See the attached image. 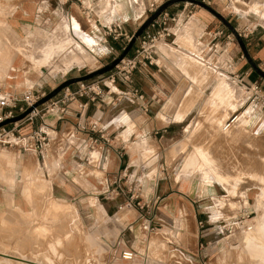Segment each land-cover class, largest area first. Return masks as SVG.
<instances>
[{"label":"rangeland","instance_id":"374dc122","mask_svg":"<svg viewBox=\"0 0 264 264\" xmlns=\"http://www.w3.org/2000/svg\"><path fill=\"white\" fill-rule=\"evenodd\" d=\"M136 1L138 0H134L135 3ZM209 1L216 13L226 21L215 18L218 27L212 34L220 31V39L216 37L212 45L204 47L195 41L194 45L191 40L189 46L175 40L177 46L193 53L194 57L185 56L183 51L171 44L172 38L156 42V46L163 42L168 43L170 48L183 58L186 57L195 66H200L199 70L198 67L195 69L194 80L198 81L196 78H199L204 81V84L196 89V95L198 99L207 101L200 105L201 115L207 122L201 123L197 120V126L193 130H187L182 137H178L161 150L155 149L154 146L151 150L140 148L135 166L127 171L126 178L118 185L107 184L103 173L89 172L82 165L76 166V172L73 173L75 178L72 181L68 169L63 164L61 152L57 153V157L46 154L44 159L34 158L33 171L24 168L20 174L17 171L22 167V163L15 156V149H0V153H8L7 158L0 156V253L7 254L0 255V264H23L17 262H24L19 258L51 264H81L86 259L88 264H190L187 256L192 252L203 255L205 264H234L238 255L242 256L245 263L246 256L252 258L264 253V76L255 72L250 79L245 74L234 72V63L233 68L229 70L224 62L227 50L232 44H238L234 33L246 44L251 43L250 38L253 35L261 37L264 41V0H253V3H247L246 0ZM164 2L165 0H162L161 3ZM121 8L120 4L114 7ZM72 19L71 24L64 25L67 32L71 30V26L73 28ZM74 33L80 36L87 46L81 40L73 38H65L62 45L68 46L67 49L72 46L79 47L85 52L79 48L66 52L62 61L65 66L66 63L70 65L68 68L61 62L57 70L45 66L46 78L64 74L73 65L79 66L69 71L65 78L82 77L102 69L120 55L118 49L108 52L104 47L110 51V47L114 46L112 42L115 41L125 49L130 41L124 36L116 40L103 36L102 46H98L94 39H85L78 28L74 29ZM227 36L230 38L229 46L225 45ZM218 42L220 43L217 47L213 48ZM25 43L29 46V41ZM137 44L138 39L133 47ZM251 44L249 55L256 47ZM28 46H23V53L29 51ZM94 46L101 49L99 55L88 51L90 48L94 49ZM65 49H48V55H56V58L61 59ZM42 53L38 54V64L52 63L45 57V53ZM27 56L30 57V54ZM166 57L165 53L162 55L158 51L153 60L156 65L145 66L151 74L142 77L137 73L135 81L137 80L139 87L150 86L157 90L158 69L168 65ZM244 59L245 57L241 61ZM255 63L264 73V61ZM138 69L141 67L135 69L128 80H123L116 76V69L113 67L86 79L84 83L98 84L102 95L111 90L112 84H131L132 76ZM230 71L239 74V79L235 80ZM170 75L174 73L171 71ZM185 76L190 78L187 74ZM219 81L221 85L218 84ZM217 85L219 86L216 89ZM214 92L216 95L212 97ZM222 98L230 102L228 110L224 111L227 117H231L233 108L237 106L235 115L238 113L243 118L239 117L242 118L239 127L236 125L230 130L238 133L233 135L226 131L220 137L208 141L209 134L206 133L211 132L219 123L217 121L214 124L211 119L216 121L222 108H227L222 107L226 106ZM201 151L204 154L203 159L199 154ZM93 175L99 178V186L88 183L87 180H91ZM157 181L161 190L171 186L183 193H190L189 190L194 187L192 192L196 195L197 209L205 208L209 214H216L214 219L218 220L214 223L215 233L210 236L215 242L209 248H206V241L201 240L199 243L203 244V248L199 250L196 242L188 238L186 233L190 232V224L182 217L175 219V224L181 229L176 236L168 230L155 231L142 241L140 221L137 220L128 227V223L133 220L130 211L136 206H141L145 214L151 215V219L165 209V199L159 197V189L156 203L154 199H150L155 193ZM185 181H195V184H185ZM212 190L216 195L211 196V202L209 197H205ZM94 194H99L98 200ZM115 197H122L123 200L116 204L113 200ZM106 205L109 208L108 213L105 212ZM243 206L248 207L249 211L240 214L239 210ZM186 207L191 209L188 202H185L184 208ZM90 209L94 215L90 214ZM229 211L232 213L229 214ZM85 212L87 215L83 214ZM177 212L182 215L183 208L181 207L180 211L177 208ZM103 221H107V227H103ZM116 221L123 227L118 229ZM93 223L101 225V234L94 228L90 229ZM249 240L256 245L250 246ZM118 242L121 244L118 245ZM144 243H148V248ZM131 244L134 251L126 248ZM123 251H133L132 259H123Z\"/></svg>","mask_w":264,"mask_h":264},{"label":"crops","instance_id":"0c3cea01","mask_svg":"<svg viewBox=\"0 0 264 264\" xmlns=\"http://www.w3.org/2000/svg\"><path fill=\"white\" fill-rule=\"evenodd\" d=\"M195 1H200L217 12L211 6L209 0L176 1L164 10L169 16L178 18V22L172 27L173 35L167 40L172 38L171 44L183 51L187 57H194L195 55L184 50L181 46H177L175 40L187 46L190 45V40L193 43L195 41L196 44L197 42L203 44V47L208 46L216 38L212 33L218 27L215 21L217 16ZM136 2L134 0H0V96L18 97L29 89L46 96L68 79L79 78H65L69 71L79 65L71 66L66 73L57 75V77L50 76L47 78V75L44 74L47 71L45 66L53 67L55 70L60 67V62L65 66L62 61L64 54L79 47L72 46L71 49H67L68 46L62 45L63 40L73 38L83 42L80 36L74 33L75 28L82 31L85 39H94L98 46H102V37L107 25H113L121 31L124 37L131 38L150 16L152 13L150 11L162 5V0H138ZM115 4H120L122 8L114 9L113 5ZM71 19L73 28L71 26V30L67 32L64 25L66 23L71 24ZM147 30L153 31L155 28L149 25ZM108 38L113 40L111 35H108ZM25 41H29V46ZM250 42L252 44L249 42L244 43L248 56L257 63L264 61V41L262 38L253 35ZM47 43L49 44L44 48ZM112 43L114 46L110 47V51L107 47H104V50L111 52L118 49L121 54L124 50L123 47L115 41ZM229 43L226 44L225 42V45L229 46ZM196 44L194 43V45ZM250 44L256 47L249 55ZM26 45L29 47V51L23 53V46ZM58 47L67 49L63 50L61 59L56 58V55H48V49L56 50ZM132 48L126 56L132 53ZM79 49L83 51L82 48ZM88 51L91 54L99 55L101 49L94 46V49L90 48ZM158 51L162 55L164 53L167 55L168 65L166 64L163 68L158 69L157 90L152 89L150 86L139 87L137 80L135 81L137 73L139 72L142 77L151 74L148 67H141L132 76L131 84L124 82L125 84L116 86L111 83V90L102 95H93L91 92L75 95L71 101L67 102L62 112L52 111L42 117L48 136V144L41 154L13 148L17 154L15 156L22 163V167L17 172L21 174L24 168L33 171L32 162L34 158L44 159L46 154L57 157V153L61 152L63 164L68 169L72 181L75 178L73 173L76 172V166L82 165L89 172L95 173L98 171L103 173L107 184L118 185L126 178L127 171L135 166L134 162L139 159L137 154L140 148L151 150L154 146L155 149L161 150L170 145L171 142L176 141L178 137H182L187 130H193L197 126V120L201 123L207 122V119L205 120L201 115L202 109L200 107L201 104H205L207 101L198 99L196 95V89L202 86L204 81L199 78H196L198 81L194 80L195 69L198 67L199 70L200 66H195L186 57L183 58L172 50L168 43L159 46L157 55ZM42 52L52 63L49 65L38 64V54H43ZM28 54H30V57L27 56ZM226 56L224 62L227 64L232 61L234 72L245 74L250 79L256 74L243 52H241L239 44H232L227 50ZM243 57L245 59L241 61ZM55 65L58 67H54ZM171 71L174 73L172 76L170 75ZM185 74L190 78L187 79ZM218 84L221 85L220 81ZM218 86L215 88L217 89ZM68 87L72 92H76L78 81L68 85ZM137 88L140 89V92ZM138 94L142 95L141 99L137 97ZM60 95L61 90L49 100H57ZM222 102L226 103V106L222 107L227 108H222L220 115L216 117V121L211 119L214 124L219 120L221 123L222 118L225 119L222 123H228L232 117V115L227 117L224 114V111L228 110L229 101L226 102L223 99ZM40 121L41 119L35 118L31 124H26L25 127L27 129L36 127ZM92 126H95V128L92 129ZM98 130L101 131V134ZM236 133L238 131H233L231 134ZM206 134H209L208 141H211L212 134L216 139L225 133H217L213 128L211 132ZM0 156L7 158L8 153L2 152ZM87 181L95 187L101 183L95 175ZM188 183L192 185L195 184V181H188L185 184ZM191 188L190 193H183L171 186L161 190V185L157 181L155 193L151 195L150 199H154L156 203V199H158L156 195L159 189V197L165 199V209L159 212L158 216L152 218V226L154 227L152 233L168 230L174 232L176 236L177 233L181 232V229L175 224V219L182 217L187 219L190 224V232L186 233L188 238H191L194 243L196 242L197 247L201 250L203 248V244L199 243L201 240L206 241V248H209L215 242V240L210 239V236L215 233L214 223L218 219H214L217 217L216 214H209L205 211V208L202 210L197 209L196 195L194 196L195 193L192 192L194 187ZM208 193L209 195L205 198L209 197L212 202L211 196L216 195V192L212 190ZM94 195L98 200L99 194ZM172 195L176 196L171 197ZM113 200L117 204L123 198L115 197ZM185 202L191 205V209L184 208ZM176 207L179 211L181 207L183 208L182 215L177 212ZM141 208V206H136L130 211L133 220L128 223V227H131L130 224L137 220L140 221L141 218H151V215L145 214ZM108 211L109 208L106 205L105 212L108 213ZM246 211L248 212L249 209L244 206L239 210L240 214ZM92 212L93 210L90 209V214L94 215ZM231 213L229 211V214ZM83 214L87 215L86 212ZM106 222L103 221V227H107ZM116 224H118L116 225L118 229L123 227L117 221ZM90 227V229L94 228L100 234L103 232L101 225L96 223H93ZM261 233L263 232L261 231ZM148 237L149 235L143 233L142 241ZM248 242L250 246L256 245L250 240ZM120 244L118 242V245ZM144 244L148 248V243ZM174 246L178 247L176 244ZM232 247L237 248V246ZM126 248L135 250L133 244L126 246ZM241 257V255H238V259L234 264H244ZM187 259L190 264H205L204 256L199 255V252H192L190 256H187ZM248 262L251 264H264V253L252 258L248 257L245 264H249ZM88 263L89 261L86 259L84 264Z\"/></svg>","mask_w":264,"mask_h":264},{"label":"built area","instance_id":"2783aa9c","mask_svg":"<svg viewBox=\"0 0 264 264\" xmlns=\"http://www.w3.org/2000/svg\"><path fill=\"white\" fill-rule=\"evenodd\" d=\"M82 4V3H81ZM152 9L150 12H153ZM178 22L177 17L169 16L166 12H161L150 24V27H154L155 30H144L142 34L137 38L138 44L132 48V56H125L114 67L116 69V76H120L123 80H128L131 73L138 67H145L146 65L155 64L154 58L157 57L156 42L166 41L167 38L173 35L172 27ZM172 24V26H171ZM111 35L114 40L123 36L121 31L115 28L113 25H107L104 29V36ZM221 32L214 33V37H220ZM129 38L128 40H130ZM229 43L230 38L227 36ZM217 44L213 45L216 48ZM227 69L233 68V62H229L226 65ZM233 75L234 72L230 71ZM234 79H239V74L233 75ZM91 92L93 95H100V87L98 84H85L83 81H78V90L72 92L69 87L61 89V95L57 100H48L38 106H34L45 95L35 93L31 89L25 91L22 95L0 96V149L7 148H19L26 152L42 153L48 144V136L45 130V123L42 117L52 111L64 110L67 102L71 101L75 95H83ZM139 99L142 98L141 94H138ZM28 109L30 111L24 115L21 119L15 120L16 117L25 113ZM35 118L41 119L36 127L27 129L26 124H31ZM14 119V120H13ZM8 121L7 123H5ZM95 126H92L94 129ZM101 134V131L98 130ZM102 137V136H101ZM141 230L145 235H150L154 231L152 226V219L150 217H144L140 220ZM130 228V227H129ZM133 257V251H123L122 258L131 260Z\"/></svg>","mask_w":264,"mask_h":264},{"label":"water","instance_id":"95a60500","mask_svg":"<svg viewBox=\"0 0 264 264\" xmlns=\"http://www.w3.org/2000/svg\"><path fill=\"white\" fill-rule=\"evenodd\" d=\"M176 1H181V0H167L165 3H163L162 5H160L159 7H157L151 14L150 16L146 19V21H144L142 23V25L137 29V31L132 35L130 41L128 42V45L126 46V48L122 51V53L119 55V57H117L114 61H112L109 65L103 67L102 69H98L96 71L90 72L82 77L79 78H71L68 79L67 81L61 83L60 85H58L55 89H53L50 93H48L46 96H44L43 98H41L34 106H38L46 101H48L49 99H51L53 96H55V94H57L61 89H63L64 87H67L68 85L76 82V81H81V80H86L88 78H91L93 76L102 74L110 69H112L122 58H124L126 56V54L129 52V50L132 48L133 44L135 43L136 39L142 34V32L147 29V27L151 24V22L161 13L163 12L170 4L176 2ZM196 3H198L199 5H202L206 8H208L210 11H212L217 18H219L220 20L226 22L218 13H216L215 11L211 10L209 7L205 6L203 3H201L200 1H195ZM231 28V27H230ZM233 30V29H232ZM237 43L239 44V46L242 49L243 54L245 55L247 61L249 62V64L251 65L252 69L259 74L260 76H264V73L261 71V69H259V67L256 65V63L248 56L247 54V50L245 48V45L242 41V39L236 35L234 33ZM30 111V109H28L25 113H23L22 115L18 116L15 118V120L21 119L22 117H24V115L26 113H28ZM14 120V119H13ZM8 121H6L5 123H7Z\"/></svg>","mask_w":264,"mask_h":264},{"label":"bare ground","instance_id":"6f19581e","mask_svg":"<svg viewBox=\"0 0 264 264\" xmlns=\"http://www.w3.org/2000/svg\"><path fill=\"white\" fill-rule=\"evenodd\" d=\"M255 1H257L258 2V0H255ZM255 1H254V3H255ZM246 2L247 3H253V0H246ZM256 2V3H257ZM259 4V3H258ZM262 4V3H261ZM116 5V4H115ZM115 5H113L114 7H115ZM254 4H252V6H253ZM234 6V5H233ZM256 8H257V6H255ZM253 8V7H252ZM258 9V8H257ZM260 9V8H259ZM261 11V10H260ZM262 13V12H261ZM264 14V13H263ZM262 21H263V18H262ZM6 35V34H5ZM166 42H163V44H165ZM160 45H162V43L161 44H159V46ZM159 46L157 45V48H159ZM42 62H44V61H42ZM66 62V61H65ZM68 66H70L69 64H67L66 63V66H65V68H68ZM233 86V85H232ZM231 86V87H232ZM234 88V87H233ZM217 92V91H216ZM216 92H214L213 94H212V96H214V95H216ZM218 96V95H217ZM229 99V98H228ZM228 99H226V100H228ZM231 100V99H230ZM230 103V102H229ZM233 103V102H232ZM231 103V104H232ZM232 106V105H231ZM234 107V106H233ZM234 110H232V117H231V119L229 120V122L228 123H222L225 119L224 118H222V122L220 123V124H217L215 127H214V131L216 132L217 131V133H226V131H229V132H231L230 130H232L233 128L232 127H236V125H238V127H239V125L241 124V122H240V120L243 118V116L242 115H240V116H242V118H239L240 116H239V114L237 113V115H235L236 114V110H237V106L235 107V108H233ZM225 117V116H224ZM245 120V119H244ZM220 121V120H219ZM235 121V122H234ZM237 121V122H236ZM242 122H243V120H242ZM235 123V124H234ZM233 124V125H232ZM232 125V126H231ZM229 127H231V129L229 128ZM235 129V128H234ZM237 129V128H236ZM233 132V131H232ZM231 132V133H232ZM213 133V132H212ZM217 135V134H216ZM220 135V134H219ZM218 135V136H219ZM229 136V135H228ZM215 137H213V134H212V136L210 137V140L212 141L213 139H214ZM218 138V137H217ZM227 138V137H226ZM212 144V143H211ZM200 155V157L203 159V157L202 156H204V154L202 153V151H201V153H199ZM207 158H209V157H207ZM206 160V159H205ZM227 160V159H226ZM204 162V161H203ZM207 162V161H206ZM204 164H205V162H204ZM208 164V163H207ZM209 167V166H208ZM213 167V166H212ZM184 169H186V167L185 168H183V170ZM188 170H190V169H188ZM186 171V170H185ZM184 171V172H185ZM207 171V170H206ZM188 173V172H187ZM234 174V173H233ZM201 178V177H200ZM256 183V182H255ZM263 192V191H262ZM264 196V195H263ZM260 204V203H259ZM55 207V206H54ZM60 211V210H59ZM248 230V229H247ZM254 231V230H253ZM248 232V231H247ZM256 235V234H255ZM258 237V236H257ZM261 238V237H260ZM244 243V242H243ZM244 250V249H243ZM246 251H247V249H246ZM257 253V252H256ZM0 255H7L6 253H0ZM5 257V256H4ZM9 257V256H8ZM14 257V256H13ZM0 258H1V256H0ZM11 258V257H10ZM17 258V257H16ZM248 258V257H247ZM3 259H5L6 260V258H3ZM20 260H22V261H26V262H28V263H24V262H20V261H17V262H19V263H24V264H51V263H38V262H34V261H32V260H29V259H24V258H19ZM255 259V258H254ZM258 259V258H257ZM8 260V259H7ZM10 260V259H9ZM13 260V259H12ZM15 261V260H14ZM251 261V260H250ZM249 261V262H250ZM254 261V260H253ZM247 262V261H246ZM248 262V263H249ZM229 263V262H228ZM81 264H84V263H81ZM225 264V263H224ZM232 264V263H231ZM245 264V263H244ZM249 264H251V263H249Z\"/></svg>","mask_w":264,"mask_h":264}]
</instances>
